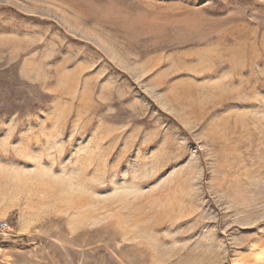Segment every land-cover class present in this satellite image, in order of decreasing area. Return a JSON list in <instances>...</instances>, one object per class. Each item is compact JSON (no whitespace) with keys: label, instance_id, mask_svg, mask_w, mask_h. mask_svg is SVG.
Segmentation results:
<instances>
[{"label":"rangeland","instance_id":"1","mask_svg":"<svg viewBox=\"0 0 264 264\" xmlns=\"http://www.w3.org/2000/svg\"><path fill=\"white\" fill-rule=\"evenodd\" d=\"M0 264H264V0H0Z\"/></svg>","mask_w":264,"mask_h":264},{"label":"built area","instance_id":"2","mask_svg":"<svg viewBox=\"0 0 264 264\" xmlns=\"http://www.w3.org/2000/svg\"><path fill=\"white\" fill-rule=\"evenodd\" d=\"M9 230V224L6 219L0 218V232Z\"/></svg>","mask_w":264,"mask_h":264}]
</instances>
